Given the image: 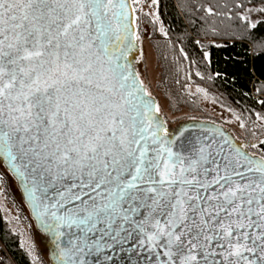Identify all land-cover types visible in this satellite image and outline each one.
<instances>
[{
  "label": "snow or ice",
  "instance_id": "6c2138e0",
  "mask_svg": "<svg viewBox=\"0 0 264 264\" xmlns=\"http://www.w3.org/2000/svg\"><path fill=\"white\" fill-rule=\"evenodd\" d=\"M127 19L125 0H0V158L57 264H88L98 224L116 242L134 225L161 264H264V159L174 150Z\"/></svg>",
  "mask_w": 264,
  "mask_h": 264
},
{
  "label": "trees",
  "instance_id": "16d2710c",
  "mask_svg": "<svg viewBox=\"0 0 264 264\" xmlns=\"http://www.w3.org/2000/svg\"><path fill=\"white\" fill-rule=\"evenodd\" d=\"M155 3L164 33L160 44H153L162 69L158 87L177 104L184 98L196 100L186 86L205 89L238 115L245 143H258L264 159V20L253 27L241 16L247 8L264 5V0ZM0 242V264H33L1 211Z\"/></svg>",
  "mask_w": 264,
  "mask_h": 264
},
{
  "label": "rangeland",
  "instance_id": "374dc122",
  "mask_svg": "<svg viewBox=\"0 0 264 264\" xmlns=\"http://www.w3.org/2000/svg\"><path fill=\"white\" fill-rule=\"evenodd\" d=\"M126 1L130 10L127 22L131 28L130 38L133 45L132 50L126 53V63L131 64L138 82L143 83L149 93L148 98L153 99L161 109L159 119L163 122L164 128L169 130L166 138L173 139L181 129L190 125L208 124L220 128L241 151L253 158H260L258 143L249 145L244 141L243 121L230 108L220 105L205 89L197 85L186 86L187 94L195 96L196 100L184 98L181 99V104L164 95L162 89L158 87L162 69L154 48V45L160 44L164 35L156 14V3H153V0ZM241 16L253 26L264 20V5L247 8ZM260 123L262 124L261 121ZM161 135L164 136L163 131ZM0 211L10 231L19 236L20 246L31 257L33 264H54L51 259L54 247L49 236L37 227L18 181L1 159Z\"/></svg>",
  "mask_w": 264,
  "mask_h": 264
},
{
  "label": "water",
  "instance_id": "95a60500",
  "mask_svg": "<svg viewBox=\"0 0 264 264\" xmlns=\"http://www.w3.org/2000/svg\"><path fill=\"white\" fill-rule=\"evenodd\" d=\"M125 3L127 5V15L129 17L130 14L129 5L126 0ZM125 22L128 24L127 21ZM129 30L131 32L130 27ZM184 130L186 131L184 132V135L181 138L176 139L177 135L173 138V140H175V143L172 145V147L176 152L181 153L186 157L197 155L198 149L205 145L209 146L205 148V154H207L209 150H211L213 154H215L217 151L220 150L221 145H223L224 147V151L221 152V156L225 154L236 156L237 150L239 151V153H245L241 151L232 142L230 137L227 134H224L222 130L218 127L208 124H196V125H190L186 127ZM225 141H227V143H225ZM249 157L253 160H261L260 158H256V157L253 158L251 156ZM0 159L3 161L5 167L10 171L8 163L3 158ZM241 163L243 164L245 163V161L241 160ZM15 179L17 180V178ZM71 183H73V181L69 177L66 181L60 182L57 185V187H60L61 190H64V187L67 184H71ZM18 184L24 195L22 186L19 181ZM49 191L51 193V189ZM73 191H78V189H73ZM87 198H88L87 196L84 197V199ZM25 201L27 203L32 218L34 219V221L37 224V227L39 228L38 221L36 220L35 214L26 197H25ZM78 203L79 201L76 202V204ZM67 207L72 208L75 207V205L68 204ZM135 219H141V217H136ZM127 227L129 228L130 231H132V235L129 236L127 232H122L121 239L119 240V242H116L111 239L110 235H106L104 231H100L107 229V225L98 224L97 225L98 231L91 235L94 237V239L100 241L102 247L100 251L97 252L93 250V253L86 257L88 264H161L162 261H166L168 259L167 257L163 256V250L160 249L159 247L150 246L148 243L142 244L141 241L142 240L146 241L147 237L144 234H139L133 231L134 225H128ZM108 231L111 232V230ZM149 231H151V229H149ZM101 237L103 238L101 239ZM49 238L50 241L52 242L53 238L51 236H49ZM52 244L54 250L51 252L52 255L51 259L54 262V264H57V261L53 255L54 251L56 250V246L53 242ZM105 244L110 245V247H103V245ZM216 251H221V250L217 249ZM214 259H216L217 261H222L224 258L221 256H217L214 257Z\"/></svg>",
  "mask_w": 264,
  "mask_h": 264
},
{
  "label": "built area",
  "instance_id": "2783aa9c",
  "mask_svg": "<svg viewBox=\"0 0 264 264\" xmlns=\"http://www.w3.org/2000/svg\"><path fill=\"white\" fill-rule=\"evenodd\" d=\"M3 247H2V244H1V242H0V249H2Z\"/></svg>",
  "mask_w": 264,
  "mask_h": 264
}]
</instances>
